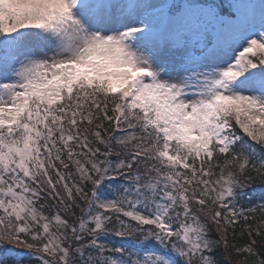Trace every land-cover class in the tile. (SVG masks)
Listing matches in <instances>:
<instances>
[{
  "label": "snow or ice",
  "instance_id": "obj_1",
  "mask_svg": "<svg viewBox=\"0 0 264 264\" xmlns=\"http://www.w3.org/2000/svg\"><path fill=\"white\" fill-rule=\"evenodd\" d=\"M257 179L264 0H0V264H264Z\"/></svg>",
  "mask_w": 264,
  "mask_h": 264
},
{
  "label": "trees",
  "instance_id": "obj_2",
  "mask_svg": "<svg viewBox=\"0 0 264 264\" xmlns=\"http://www.w3.org/2000/svg\"><path fill=\"white\" fill-rule=\"evenodd\" d=\"M253 175H255L253 173ZM261 181L259 179L253 180V181H246L245 187L243 189V194L240 197L241 203L245 204L246 207H252L255 206V204L260 203L259 195L262 191H264V188L261 186ZM258 195V196H257ZM249 199L252 200L251 204L246 203ZM261 221V216L259 213L256 214L255 220H249L247 222L240 220L239 225L236 227V238L233 240L231 236V230L229 234V243H237V244H243L247 239V225L251 224L253 228L256 227L258 223ZM243 233V235H242ZM111 239L115 241L117 244L120 241V238L112 236ZM126 239V238H125Z\"/></svg>",
  "mask_w": 264,
  "mask_h": 264
},
{
  "label": "rangeland",
  "instance_id": "obj_3",
  "mask_svg": "<svg viewBox=\"0 0 264 264\" xmlns=\"http://www.w3.org/2000/svg\"><path fill=\"white\" fill-rule=\"evenodd\" d=\"M257 2H258V0H257ZM258 196V195H257ZM259 197V196H258Z\"/></svg>",
  "mask_w": 264,
  "mask_h": 264
}]
</instances>
